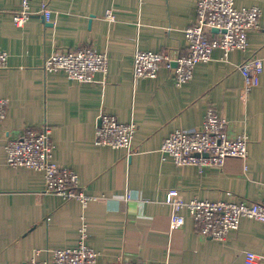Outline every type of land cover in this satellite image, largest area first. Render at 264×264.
Instances as JSON below:
<instances>
[{
	"label": "crops",
	"instance_id": "0c3cea01",
	"mask_svg": "<svg viewBox=\"0 0 264 264\" xmlns=\"http://www.w3.org/2000/svg\"><path fill=\"white\" fill-rule=\"evenodd\" d=\"M20 2L0 0V49L8 53V66L0 68V99L6 100L0 120V264H27L43 260L47 249L74 247L83 226L97 264H264V222L244 217L218 241L198 234L186 209L184 222L171 227L165 201L172 188L184 200H218L228 191L264 198V0H234L237 7L260 9L247 48L226 55L214 48L181 86L166 64L154 77L134 80L132 56L135 48L184 52V29L195 22L198 0H30V16L18 26L13 13ZM84 45L107 55V74L97 71L84 82L44 71L48 54ZM253 53L263 68L259 84L245 93L237 65ZM209 106L227 119L231 136L247 135V158L229 157L220 167L162 160L163 140L175 129L200 127ZM102 111L136 123L130 154L95 143ZM44 125L53 143L51 161L78 174L80 189L91 197L86 204L46 192L42 171L6 163L8 138ZM248 252L256 255L253 262Z\"/></svg>",
	"mask_w": 264,
	"mask_h": 264
},
{
	"label": "built area",
	"instance_id": "2783aa9c",
	"mask_svg": "<svg viewBox=\"0 0 264 264\" xmlns=\"http://www.w3.org/2000/svg\"><path fill=\"white\" fill-rule=\"evenodd\" d=\"M30 0H21L20 8L13 13L16 25L22 26L30 16ZM43 15L49 20L50 9L42 5ZM195 22L184 29L186 49L170 53L135 48L132 56L133 79L154 77L166 64L171 67L172 78L177 86L189 81L198 62H207L214 48L222 49L224 55L234 49L247 48L248 31L257 27L260 9L253 5L237 7L234 0H198ZM107 16L112 19L111 10ZM216 28L217 31H214ZM175 62L176 65H172ZM8 66V53L0 49V68ZM243 73V91L247 93L260 81L263 61L253 53L237 65ZM46 72L63 71L74 81H92L97 71L107 74L108 58L90 45L64 49L48 54L43 60ZM6 115V100L0 99V120ZM137 125L131 119L120 121L116 115L102 111L94 130L97 144L124 148L130 154ZM248 137L245 133L231 136L227 119L214 106H209L198 128L175 129L160 146L162 160L175 164L222 166L229 157L243 160L248 155ZM53 143L49 128L25 127L18 135L8 138L5 161L12 167H26L43 172L45 191L56 193L63 199L75 198L82 205L91 198L80 189L78 174L71 168L57 166L51 161ZM165 201L171 206L170 224L184 222L183 209L191 216L198 234L222 241L232 230H237L242 218L264 222V198L250 200L237 197L228 191L218 200L193 198L184 200L177 189L166 192ZM85 226L80 229L77 245L47 249L43 260L30 259L27 264H97V252L86 242ZM246 259L253 262L256 255L248 252ZM126 264H166L143 259L129 260Z\"/></svg>",
	"mask_w": 264,
	"mask_h": 264
},
{
	"label": "water",
	"instance_id": "95a60500",
	"mask_svg": "<svg viewBox=\"0 0 264 264\" xmlns=\"http://www.w3.org/2000/svg\"><path fill=\"white\" fill-rule=\"evenodd\" d=\"M213 30H214V31H217L216 28H213ZM172 65H176V63H175V62H172Z\"/></svg>",
	"mask_w": 264,
	"mask_h": 264
}]
</instances>
